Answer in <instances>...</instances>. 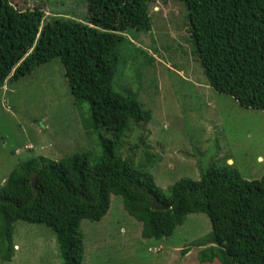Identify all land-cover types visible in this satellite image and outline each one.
I'll use <instances>...</instances> for the list:
<instances>
[{
  "label": "trees",
  "instance_id": "obj_1",
  "mask_svg": "<svg viewBox=\"0 0 264 264\" xmlns=\"http://www.w3.org/2000/svg\"><path fill=\"white\" fill-rule=\"evenodd\" d=\"M84 1L86 23L64 14L46 19L41 8L17 9L0 0V90L58 59L69 94L89 107L88 125L111 136L100 139L96 164L86 153L58 161L36 157L8 175L0 186V261L12 260V224L23 221L52 231L61 264H83L80 223L99 222L113 195L140 223L143 239L169 237L188 215L204 214L211 230L193 242L200 263L264 264V176L247 181L225 165L200 171L197 181L182 178L165 195L149 173L116 155L131 124L147 122L149 114L113 89L122 43L115 34L150 31L153 0ZM175 1L186 12L208 86L242 108L264 112V0Z\"/></svg>",
  "mask_w": 264,
  "mask_h": 264
},
{
  "label": "rangeland",
  "instance_id": "obj_2",
  "mask_svg": "<svg viewBox=\"0 0 264 264\" xmlns=\"http://www.w3.org/2000/svg\"><path fill=\"white\" fill-rule=\"evenodd\" d=\"M9 1L17 9L41 8L46 19L60 12L82 23L88 20L84 0ZM156 1L148 5L150 31L115 34L122 43L113 89L127 93L149 114L147 122L131 124L116 155L149 173L165 195L176 181H197L200 171L225 165L244 180L261 179L264 112L242 108L208 86L183 6L175 0ZM89 116L88 105L69 94L58 59L6 82L0 90V186L20 163L36 157L58 161L86 153L91 164L98 163L100 139L111 136L90 127ZM12 229L13 258L0 264H61L49 228L17 221ZM80 230L83 264H219L196 258L200 248L193 242L211 230L204 214L188 215L169 237L146 240L140 223L123 210L121 198L111 195L107 214L99 222L82 220Z\"/></svg>",
  "mask_w": 264,
  "mask_h": 264
},
{
  "label": "clouds",
  "instance_id": "obj_3",
  "mask_svg": "<svg viewBox=\"0 0 264 264\" xmlns=\"http://www.w3.org/2000/svg\"><path fill=\"white\" fill-rule=\"evenodd\" d=\"M57 15V14H56ZM61 15V14H60ZM53 16H55V15H53ZM76 20V19H75ZM77 22H81L82 23V21H78V20H76Z\"/></svg>",
  "mask_w": 264,
  "mask_h": 264
},
{
  "label": "crops",
  "instance_id": "obj_4",
  "mask_svg": "<svg viewBox=\"0 0 264 264\" xmlns=\"http://www.w3.org/2000/svg\"><path fill=\"white\" fill-rule=\"evenodd\" d=\"M58 14H60V12H58ZM229 163L231 162V161H228Z\"/></svg>",
  "mask_w": 264,
  "mask_h": 264
}]
</instances>
